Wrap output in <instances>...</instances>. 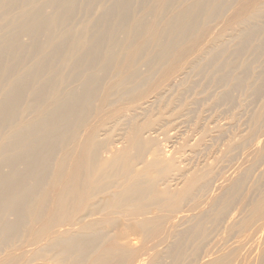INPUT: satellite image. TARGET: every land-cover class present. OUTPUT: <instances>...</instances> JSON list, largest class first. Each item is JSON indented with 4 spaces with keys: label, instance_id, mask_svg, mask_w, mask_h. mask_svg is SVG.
<instances>
[{
    "label": "bare ground",
    "instance_id": "bare-ground-1",
    "mask_svg": "<svg viewBox=\"0 0 264 264\" xmlns=\"http://www.w3.org/2000/svg\"><path fill=\"white\" fill-rule=\"evenodd\" d=\"M263 5L0 0V238L26 228L24 245L46 242L64 264L135 260L114 242L101 250L94 233L119 216L156 227L139 219L146 199L172 208L162 198L171 191L158 189L164 179L149 178L159 162L147 146L158 142L144 138L137 121L153 103L139 104L150 98L139 100L141 89L174 77L182 62L200 59L206 45ZM171 152L164 153L175 159ZM108 153L113 158L103 157Z\"/></svg>",
    "mask_w": 264,
    "mask_h": 264
},
{
    "label": "rangeland",
    "instance_id": "rangeland-1",
    "mask_svg": "<svg viewBox=\"0 0 264 264\" xmlns=\"http://www.w3.org/2000/svg\"><path fill=\"white\" fill-rule=\"evenodd\" d=\"M253 15L206 45L200 59L182 62L174 77L141 89L139 100L150 98L139 104L153 103L137 121L144 138L158 142L144 151L159 162L149 178H163L158 189L175 195L162 197L172 208L144 200L139 219L156 227L119 216L94 233L101 250L114 242L138 256L124 264H264V5ZM28 233L0 238V264H64L46 242L24 245Z\"/></svg>",
    "mask_w": 264,
    "mask_h": 264
}]
</instances>
